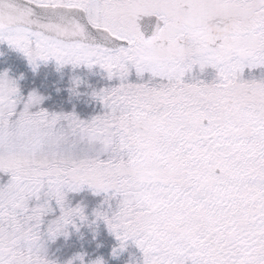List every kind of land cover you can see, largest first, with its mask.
Returning <instances> with one entry per match:
<instances>
[{"label":"snow or ice","instance_id":"snow-or-ice-1","mask_svg":"<svg viewBox=\"0 0 264 264\" xmlns=\"http://www.w3.org/2000/svg\"><path fill=\"white\" fill-rule=\"evenodd\" d=\"M0 46L27 69L0 71V264H61L85 228L114 260L264 264V0H0ZM49 64L99 111L25 94Z\"/></svg>","mask_w":264,"mask_h":264},{"label":"rangeland","instance_id":"rangeland-1","mask_svg":"<svg viewBox=\"0 0 264 264\" xmlns=\"http://www.w3.org/2000/svg\"><path fill=\"white\" fill-rule=\"evenodd\" d=\"M8 52L9 50L7 49L6 46H0V71H3L5 69H11L14 75H19L18 73L20 71H27V69L24 68L25 65L22 64L21 62L15 61L14 59L11 58L6 59L8 56H10ZM17 65H21V68L16 67ZM50 68L52 69L49 70ZM41 70H47V71L46 72L43 71L37 77H33L31 72L28 71L27 81H22L21 84L23 89L25 90V94L29 88L38 87L42 94L51 97L49 100L45 101L43 105L44 108L48 109L49 111H57V112L61 110L65 112H71L75 108V111L81 116V118H85V119L91 115H94L96 112L99 111V105L95 103H87L86 98H81V99L69 98V94L66 91V89L68 87L69 77L72 74L71 69L66 68L64 70L63 77H61L59 74L55 72L54 65L52 64H49L47 67H42L40 71ZM96 71L97 73H99L98 69ZM78 72L83 74L82 70H78ZM88 79H89V83H91L97 88L104 87L107 85V82L102 79L100 74L90 76ZM57 88L60 89L59 93H57L56 91ZM81 91H84V89H81ZM2 183H6V182H2ZM84 193L85 196L89 194L87 192ZM96 204L97 203L94 202L93 207ZM91 208L92 207L89 206V210H91ZM105 237H107V239L110 241L108 245L105 243L104 247L100 249H96L95 246H91L89 248L85 247L82 250L92 254L93 259H95L97 255L100 256L107 255L111 261H117V259L114 260L110 256L111 248L115 245L116 242L113 238L109 237L108 235H106ZM82 250H79L77 252H80ZM49 254H50V258L53 259V252H51V250H49ZM54 258L56 259V256H54ZM141 259L142 258L140 257L137 258L136 261H131V262L132 264H139V261Z\"/></svg>","mask_w":264,"mask_h":264},{"label":"trees","instance_id":"trees-1","mask_svg":"<svg viewBox=\"0 0 264 264\" xmlns=\"http://www.w3.org/2000/svg\"><path fill=\"white\" fill-rule=\"evenodd\" d=\"M54 108V107H53ZM8 177L0 175V183L7 182ZM81 199L73 198V202H78ZM88 206L93 207L94 202L98 203L99 198H94L90 194L87 198L82 199ZM93 202V203H91ZM83 234V239L80 238L78 234H73L67 240L63 237L58 238L55 243L49 244V250L53 252V259L56 256L57 260L63 262L70 258L75 252L84 249L85 247L89 248L91 246H95L98 242H103V244H109V240L106 232H102V235L98 238L97 241L93 242L91 239V233L85 228L81 230ZM104 259L108 262V264H132L131 261H136L137 258H142V254L134 247H129L128 251L125 252L121 257L117 259V261H111L107 255L103 256Z\"/></svg>","mask_w":264,"mask_h":264},{"label":"flooded vegetation","instance_id":"flooded-vegetation-1","mask_svg":"<svg viewBox=\"0 0 264 264\" xmlns=\"http://www.w3.org/2000/svg\"><path fill=\"white\" fill-rule=\"evenodd\" d=\"M209 73L205 74L204 76H201L199 78L201 79H205L206 81H211V79L213 78V73L211 70L208 71Z\"/></svg>","mask_w":264,"mask_h":264}]
</instances>
